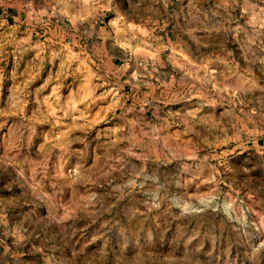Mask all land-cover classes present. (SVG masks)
Segmentation results:
<instances>
[{
  "label": "rangeland",
  "instance_id": "374dc122",
  "mask_svg": "<svg viewBox=\"0 0 264 264\" xmlns=\"http://www.w3.org/2000/svg\"><path fill=\"white\" fill-rule=\"evenodd\" d=\"M0 264H264V0H0Z\"/></svg>",
  "mask_w": 264,
  "mask_h": 264
}]
</instances>
